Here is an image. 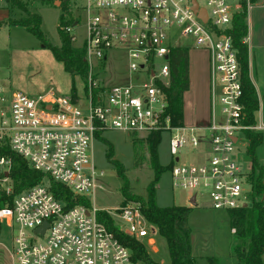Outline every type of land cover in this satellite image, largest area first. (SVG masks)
<instances>
[{
    "label": "built area",
    "instance_id": "2783aa9c",
    "mask_svg": "<svg viewBox=\"0 0 264 264\" xmlns=\"http://www.w3.org/2000/svg\"><path fill=\"white\" fill-rule=\"evenodd\" d=\"M197 2L207 11L206 21L193 11L192 0H85L86 33L79 47L85 49L90 67L87 91L80 90L73 78L66 92L51 84L36 96L7 91L0 83V145L8 144L46 174L41 183L15 196L12 205L0 207V222L13 221V264H135L132 250L98 218L100 211L109 213L124 234L153 243L157 228L147 221L139 203L110 211L91 202L90 194L100 186L98 173H103L91 152L98 132H169L175 186L194 190L204 186L214 209L248 205V173L232 154L240 138H246L245 130L260 127L244 123L239 50L227 32L243 3L207 0L202 6ZM78 24L77 20L63 27L73 43L78 37L72 30ZM177 47L209 54L207 124L173 126L165 116L164 87L172 78L171 52ZM112 52L127 60L128 77L121 83L98 84L96 68L106 66ZM207 143L213 154L206 163L181 162L185 147L203 149ZM12 164L11 158L0 156V190L8 196L13 192ZM51 180L91 203L68 206L50 190ZM192 197L196 195L189 202ZM45 223L42 233L39 228Z\"/></svg>",
    "mask_w": 264,
    "mask_h": 264
},
{
    "label": "rangeland",
    "instance_id": "374dc122",
    "mask_svg": "<svg viewBox=\"0 0 264 264\" xmlns=\"http://www.w3.org/2000/svg\"><path fill=\"white\" fill-rule=\"evenodd\" d=\"M30 1L33 2L31 11L40 14L42 17L41 28L46 40L54 46H60L61 37L58 27L63 14L60 7L61 1L58 0L57 3L60 6L55 5L53 2H46L48 0ZM229 1H240L244 7L245 0ZM249 1H246L247 11L249 17L252 16L253 24H255L254 43L258 46L254 48V53L258 63L255 75L256 78H259L260 111L256 112V120L259 124L260 121L264 122V6L253 5L249 8L254 3L251 0ZM206 2L207 0H199L202 6ZM247 2H249V5ZM84 3L85 0H70L69 2V15L79 21L78 27L72 30V34L78 37L74 46H80L85 39V12L82 9ZM20 13L17 10L11 12L5 2L0 0V22L9 18H17ZM22 14L24 15V13ZM41 45V40L26 27L7 25L0 28V83L7 91L20 90L36 96L51 84L58 85L64 92L70 89L72 75L69 74L68 76V73H64L59 67L51 66L53 63L51 60L52 54L49 57L47 55L40 57L35 54V52L42 50ZM203 58L204 54L201 49L191 48L189 50V61L192 69L195 61H201ZM108 59L106 66L102 65L96 68L99 73L98 84L111 85L124 82L128 77V65L125 57L121 53L112 52ZM56 64L62 65L58 62ZM74 80L80 90L84 88L79 76L74 77ZM84 90L87 91L88 88ZM262 132L264 134V131ZM147 136V134H133L120 130H106L102 133V139L96 138L94 140L91 151L92 160L98 172L103 173H98L97 183L100 186L90 194V198L92 204L98 209L114 211L115 208L125 204L121 193L123 180L118 176L115 167L106 157L108 147L105 141L113 144L115 158L126 167L131 192L142 198L148 196L147 186L154 178V171L150 166V153L145 141ZM170 136L169 132L162 133L158 149L160 162L164 166L175 162V157L170 152ZM247 147V138L241 137L232 154L233 160L236 161L244 173L250 172L251 166L250 159L246 154ZM212 154V149L207 143L203 149L185 147L181 151L180 158L182 163L199 166L206 163L212 157ZM257 155L264 163V143L257 148ZM193 195H196L197 198H195V201H197L196 206L189 202V198ZM156 199L160 206L192 207L188 216V225L191 229L194 264H209L207 258L210 256L217 258L220 264H237V258L233 253L236 239L234 231L231 229L228 211L212 207L207 188L200 186V188L194 190L175 186L172 172L167 170L162 173L157 185ZM129 204L137 205L138 203L132 201ZM14 234L13 221L10 218H4L0 222V264H13L11 249ZM143 242L154 261L159 264L171 263L167 241L158 233V230L152 244L148 245L146 241ZM136 264L144 263L136 262Z\"/></svg>",
    "mask_w": 264,
    "mask_h": 264
},
{
    "label": "trees",
    "instance_id": "16d2710c",
    "mask_svg": "<svg viewBox=\"0 0 264 264\" xmlns=\"http://www.w3.org/2000/svg\"><path fill=\"white\" fill-rule=\"evenodd\" d=\"M5 5L13 12L20 11L17 18H9L0 22L2 26L19 25L26 27L34 36L42 42L45 49H49L53 59L61 63L63 68L72 75L73 79L79 76L83 82L84 89L87 90L89 83V63L86 59V52L83 47L74 46L72 35L64 30V26L73 25L77 21L72 15H69L70 0H60L63 14L60 19L59 34L61 45L54 46L46 40L42 31V17L40 14L31 11L32 1L30 0H3ZM256 2L257 0H251ZM46 2H54L48 0ZM247 4L244 2L243 10L237 12L234 16L232 27L228 29L234 39V44L238 48L239 60L242 69V82L244 95L242 103L246 118L244 123L256 125L255 114L259 110V98L257 90L251 81L249 75L248 45L244 38L248 34L247 25ZM172 78L167 86L166 92L167 107L165 116H169L170 123L173 126H182L183 118V94L189 88V50L188 48L177 47L171 52ZM97 91H95V94ZM245 137L248 140L246 154L250 159V172L247 174V184L249 186L250 199L247 206L229 209L231 229L235 230L236 244L233 248L234 256L237 258V264H264V163L257 155V148L264 143V134L262 131L245 130ZM162 133L160 131L150 133L145 139L149 153L150 166L154 171V178L147 186L148 196L142 198L131 192L130 181L126 174L127 169L122 162L115 158L114 146L105 141L107 145L106 157L115 167L118 176L123 180L121 193L124 197L123 205L129 202L140 204L141 212L147 221L155 226L158 233L167 241L170 264H194L195 257L192 254L191 229L188 225V216L192 207L188 206H160L157 203V185L162 173L171 170L172 163L164 166L161 164L158 154L161 143ZM96 138L102 139V133L98 132ZM0 156H6L12 159L13 164L10 176L13 179V192L6 195L0 190V207L7 203L12 205L15 196L24 190L41 183L46 174L33 168L27 159L14 151L8 144L0 145ZM50 190L55 197L61 201H66L68 206L74 204H90L86 197H74L72 192L66 186L52 181ZM98 218L103 221L110 230L114 231L119 240L133 252V262L144 264H159L152 259L147 247L143 241L130 237L120 231L113 217L106 211H100ZM209 264H220L219 260L213 256L207 258Z\"/></svg>",
    "mask_w": 264,
    "mask_h": 264
},
{
    "label": "crops",
    "instance_id": "0c3cea01",
    "mask_svg": "<svg viewBox=\"0 0 264 264\" xmlns=\"http://www.w3.org/2000/svg\"><path fill=\"white\" fill-rule=\"evenodd\" d=\"M53 3L57 5L58 0H54ZM253 5L264 6V0H257L256 2L252 3L250 7H252ZM247 25H248V34L246 36L245 42L248 45V51H249L248 53L249 75L258 94L259 78H256L255 75V70L258 63L256 62V57L254 53V48L257 46L254 43L255 24H253L252 16L249 17V12L247 16ZM41 47L42 50H40L39 52L38 51L35 52V54L40 57L46 55L47 57H49L51 55V53L49 52L50 50L45 49L42 45ZM201 51L204 54V58L201 61H195V63L193 64V69H192V65L190 66V61H189V88L183 94V118H184L183 125L186 127H196L201 124H207L211 117L209 54L204 49H201ZM51 60L53 61L51 65L52 67H59L61 71H63L64 73H68L63 68V65L60 66L59 64H56L53 57ZM259 111H260V99H259ZM257 126L260 127V129H258L259 131H264L263 121H260L259 124L257 122ZM196 205H197V201H196Z\"/></svg>",
    "mask_w": 264,
    "mask_h": 264
},
{
    "label": "water",
    "instance_id": "95a60500",
    "mask_svg": "<svg viewBox=\"0 0 264 264\" xmlns=\"http://www.w3.org/2000/svg\"><path fill=\"white\" fill-rule=\"evenodd\" d=\"M192 3H193V11L196 12L203 20L206 21L207 20L206 9L205 8H199L197 0H192ZM235 139L236 138H234V140ZM190 203H192V205H196L195 197L191 198ZM244 206H247V204H245ZM46 226H47V223H45L42 227H40L39 231H41L43 233Z\"/></svg>",
    "mask_w": 264,
    "mask_h": 264
}]
</instances>
